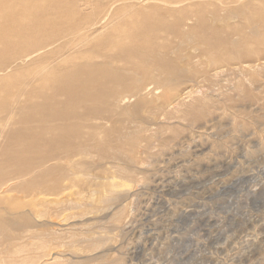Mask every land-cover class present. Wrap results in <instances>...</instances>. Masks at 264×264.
Returning a JSON list of instances; mask_svg holds the SVG:
<instances>
[{
    "label": "bare ground",
    "instance_id": "1",
    "mask_svg": "<svg viewBox=\"0 0 264 264\" xmlns=\"http://www.w3.org/2000/svg\"><path fill=\"white\" fill-rule=\"evenodd\" d=\"M24 1L0 0V62L12 55L0 64V88L2 83L8 86L17 81L9 86L8 97L0 90V138H12L7 146L0 143V202L7 201V193L17 187L30 196L36 188L33 194L40 195V209L10 211L11 222L7 217L0 219L31 241L30 246L20 244L0 255V264H66L65 254L53 251L65 243L63 211L75 205L82 217L109 208L69 201L70 184L87 179L97 188L92 190L98 193V202H109L118 191L119 174L132 176L134 170L150 164L153 150L177 145L175 136L162 135L172 126L165 127L163 122L156 128L149 126L157 124L160 110L177 100V87L197 75H191L195 65L208 67L201 72L207 78L224 62L257 53L244 46L246 39L264 49V6L256 7L255 1L248 0L235 10L217 9L211 6L212 0H122L107 9L105 19L89 23L91 10L108 5L101 3L104 0H83L77 9L69 6L70 20L65 21L60 37L45 40L44 27H33L30 34L16 29L31 15L50 19V11L58 12V4L27 6ZM233 16L252 18L257 24L247 35H240L239 25L226 23ZM186 49L189 53H182ZM29 61L31 72L18 75V68ZM254 62L241 66L252 83L264 58ZM235 87L239 90L240 84ZM206 98L200 101L208 104ZM194 110L190 107L178 118L191 120ZM17 123L19 128L7 130ZM111 168L113 174L100 175ZM127 210L121 206L114 213L121 230L128 226ZM14 214L22 221L15 220ZM18 238L9 240L16 243ZM108 239H89L85 250H96ZM32 246L37 249L33 255L17 258ZM102 250L100 256L109 251Z\"/></svg>",
    "mask_w": 264,
    "mask_h": 264
},
{
    "label": "rangeland",
    "instance_id": "2",
    "mask_svg": "<svg viewBox=\"0 0 264 264\" xmlns=\"http://www.w3.org/2000/svg\"><path fill=\"white\" fill-rule=\"evenodd\" d=\"M244 1L247 0H212L210 4L217 9L230 7L235 10ZM253 1L257 3L256 7L264 6V0H248ZM75 2L25 0L23 5L58 4L59 9L58 12L50 11V19L31 15L16 31L24 34L31 32L33 27H44L42 37L45 40L58 39L70 20L67 10L70 7L77 9L76 5L83 0ZM102 2L108 6L91 10L89 23L105 19L107 9L123 1ZM226 23L239 25L238 32L244 36L252 25L257 24L252 18L236 16L227 19ZM244 46L259 52L221 63V68L210 71L207 78L201 76V72L208 67L199 64L193 67L191 75H197L177 87L174 92L177 100L160 110L157 124L149 126L156 128L162 122L165 127L172 126L173 129L165 128L162 135L175 136L177 145L162 151L153 150L152 156L148 157L150 164L145 163L134 170L132 176L119 174L116 181L120 184L113 200L99 203L98 193L92 190L95 186H90L87 179L70 184L66 195L69 201L86 206L109 205V208L94 214L85 213L82 217L77 214L75 205L63 211L61 222L65 230L62 238L65 243L53 251L65 254L62 257L64 263L264 264V66L258 69L255 83L247 79V71L242 69L245 63L253 64L254 60L264 58V49L259 50L261 45L253 39H246ZM188 49L182 53H189ZM8 56L12 55L3 57L0 64L7 63ZM26 64L18 68V75L31 72V62ZM16 82H8V86L2 83L0 90H5L2 95L8 97V88ZM237 83L240 91L235 87ZM205 96L208 104L200 101ZM186 107L196 109L191 120L178 118L189 109ZM202 111L206 113L201 114ZM20 126L21 123L13 124L7 130L13 132ZM10 141L11 137L0 138L3 147ZM114 171L113 168L106 169L100 175H111ZM33 190L31 196L21 186L9 191L8 200L0 202V219H9L10 211L40 209L37 205L40 195L33 194L36 188ZM121 206L128 209L126 218L129 221L122 230L117 228L115 224L118 223L113 218ZM14 217L22 221L15 214ZM41 228L36 230L40 232ZM13 232L12 228L0 223V255L14 251L17 246L31 245L27 236L20 231ZM12 236L19 237L16 243L9 240ZM104 237L110 240L100 242L96 250H85L90 245L89 239L102 240ZM103 247L109 251L100 256ZM36 250L32 246L19 252L17 258L33 255ZM118 257L123 261H118Z\"/></svg>",
    "mask_w": 264,
    "mask_h": 264
}]
</instances>
